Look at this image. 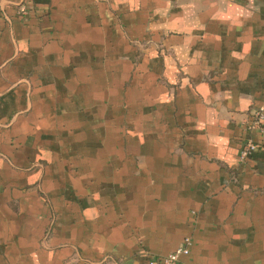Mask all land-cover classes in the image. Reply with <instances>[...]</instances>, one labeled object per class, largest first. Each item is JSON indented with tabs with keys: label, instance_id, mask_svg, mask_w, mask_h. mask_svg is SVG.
Wrapping results in <instances>:
<instances>
[{
	"label": "crops",
	"instance_id": "0c3cea01",
	"mask_svg": "<svg viewBox=\"0 0 264 264\" xmlns=\"http://www.w3.org/2000/svg\"><path fill=\"white\" fill-rule=\"evenodd\" d=\"M260 109L264 0H0V264H264Z\"/></svg>",
	"mask_w": 264,
	"mask_h": 264
},
{
	"label": "built area",
	"instance_id": "2783aa9c",
	"mask_svg": "<svg viewBox=\"0 0 264 264\" xmlns=\"http://www.w3.org/2000/svg\"><path fill=\"white\" fill-rule=\"evenodd\" d=\"M264 119V109H260L254 118V121L251 126H248V130H253L255 125L260 124ZM254 125V126H253ZM264 135V130L262 132ZM257 149V144L249 140L247 145L244 147L240 154L241 160H245L249 157L252 152L256 151ZM192 246V241L190 238H186L184 243L174 252L171 254L167 255L166 257L163 258H158V259H151L149 260L148 264H183L181 261V258L184 256H188L190 254V248Z\"/></svg>",
	"mask_w": 264,
	"mask_h": 264
}]
</instances>
